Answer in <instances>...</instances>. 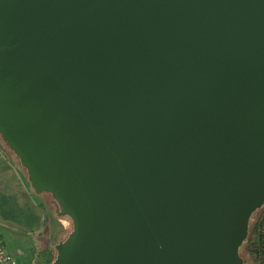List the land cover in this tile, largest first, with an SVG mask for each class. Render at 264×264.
<instances>
[{"label": "water", "instance_id": "obj_1", "mask_svg": "<svg viewBox=\"0 0 264 264\" xmlns=\"http://www.w3.org/2000/svg\"><path fill=\"white\" fill-rule=\"evenodd\" d=\"M0 140L71 221L52 264H244L264 0H0Z\"/></svg>", "mask_w": 264, "mask_h": 264}, {"label": "crops", "instance_id": "obj_2", "mask_svg": "<svg viewBox=\"0 0 264 264\" xmlns=\"http://www.w3.org/2000/svg\"><path fill=\"white\" fill-rule=\"evenodd\" d=\"M37 204L15 161L7 153L0 154V239L16 264H36L31 243L44 220Z\"/></svg>", "mask_w": 264, "mask_h": 264}, {"label": "trees", "instance_id": "obj_3", "mask_svg": "<svg viewBox=\"0 0 264 264\" xmlns=\"http://www.w3.org/2000/svg\"><path fill=\"white\" fill-rule=\"evenodd\" d=\"M6 153H10L13 156V154L5 147V144L0 140V154L6 155ZM16 167L21 172L24 183L32 192L31 188L27 183L26 177L21 171L19 165L16 164ZM37 205L40 208L41 213L44 215V220L42 222V230L37 233V236H42L44 234L47 239L44 244L45 246L43 245V248L34 251L35 263L52 264L55 258L54 241L57 234L62 232L64 228L61 225L59 217L57 216H54L56 220H53V223H51L48 228V221L45 216L46 207L41 202H38ZM250 219L251 221H249L248 224L247 237L243 241L240 249L242 250L244 255L248 257L251 264H264V204L252 214ZM46 228L47 230L45 232L44 230Z\"/></svg>", "mask_w": 264, "mask_h": 264}, {"label": "rangeland", "instance_id": "obj_4", "mask_svg": "<svg viewBox=\"0 0 264 264\" xmlns=\"http://www.w3.org/2000/svg\"><path fill=\"white\" fill-rule=\"evenodd\" d=\"M8 155L10 157H12V159L17 164V160L10 153ZM33 196L35 197V199L38 202H41L45 205V207H46L45 216H46V219L48 221L47 227L49 228L51 223H53V220H56L54 217V216H57L56 204L54 203L50 194H48V193H42L39 195L33 194ZM59 219H60L61 225L63 226L64 230L57 234L55 241H54L55 245L59 241L63 240L67 236L69 231L71 230V221L66 216H60ZM250 221H251V219H250ZM46 230H47V228L44 231L46 232ZM36 238H37V240H35V242L31 243L32 252H34V250H38V249L43 248V245L45 244L46 239H47V237L44 234L42 236H36ZM239 255L242 258L244 264H251L248 257L246 255H244V253L242 252V250L240 248H239Z\"/></svg>", "mask_w": 264, "mask_h": 264}, {"label": "built area", "instance_id": "obj_5", "mask_svg": "<svg viewBox=\"0 0 264 264\" xmlns=\"http://www.w3.org/2000/svg\"><path fill=\"white\" fill-rule=\"evenodd\" d=\"M0 264H16V261L5 252L1 239H0Z\"/></svg>", "mask_w": 264, "mask_h": 264}]
</instances>
